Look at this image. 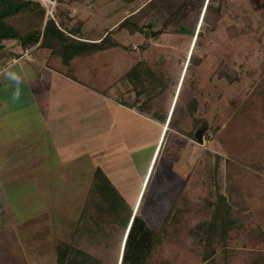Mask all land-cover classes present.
<instances>
[{
    "label": "rangeland",
    "instance_id": "rangeland-1",
    "mask_svg": "<svg viewBox=\"0 0 264 264\" xmlns=\"http://www.w3.org/2000/svg\"><path fill=\"white\" fill-rule=\"evenodd\" d=\"M36 1L45 11V20L67 13L72 26L75 21L71 17L76 16L84 21L86 38L96 41L115 31L128 14L149 0H135L129 5L123 0H64L61 4ZM180 3L173 13L179 16L173 26L189 15L187 25L195 27L196 32L202 27L205 32L199 45L193 46V38L187 50L189 41L184 36L175 29L162 28L170 14L148 20L143 23L144 30L164 33L146 38L120 30L113 36L126 49L117 56L113 75L123 77L136 63L149 60L154 73L160 75L167 63L166 77L171 82L168 92L175 93L173 100L169 98L171 113L193 52L199 65L193 68V77L191 73L185 76L177 105L186 107L192 98L197 101L194 118L201 124L195 130L192 119L186 118L181 125L183 132L169 130L164 139V134L160 138L163 126L138 114L136 108L144 99L136 104L131 82L126 78H120L104 98L89 90L62 91L67 90L63 89L67 80L65 84L49 85L39 67L49 54L44 50L33 48L20 53L39 61H20L16 68L32 91L24 89L22 82L25 94L17 85L16 92L12 86L4 85L11 74L0 78V97L6 102L5 107L2 104L3 112L11 114L21 109L28 97L35 100L33 106L13 117L3 116L0 125V230L11 227L31 263L40 260L41 264H55L58 248L71 244L102 264H143L152 247V234L162 230L165 220L183 209L186 215L181 217V229L210 221L212 208L208 206L219 194L229 202L226 189L231 182L242 195L232 201H243L250 227L259 229L264 236V3L212 0V7L220 6L221 13L213 32L201 23L207 0ZM60 20L61 17L57 19ZM5 45L14 49L17 44ZM6 57L7 64L16 59L14 54ZM223 67L239 80L229 84L219 79L218 71ZM48 88L53 91L47 92ZM20 90L23 98L27 96L22 100L16 98ZM10 121L13 125L19 122V126L24 122V131L11 133L7 129ZM197 130L204 131L202 145L194 138ZM157 154L152 183L138 211L146 177ZM98 169L113 183L132 217L138 211L133 226L129 229L128 225L121 239L103 225L102 234L92 221L96 216L93 201H97L93 199L97 197L90 192ZM244 237L241 234L226 248L215 245L205 249L203 242L181 232L177 242L172 236L148 263L204 264L210 253L209 261L214 264H249L253 250L264 255V243L252 249Z\"/></svg>",
    "mask_w": 264,
    "mask_h": 264
},
{
    "label": "trees",
    "instance_id": "trees-1",
    "mask_svg": "<svg viewBox=\"0 0 264 264\" xmlns=\"http://www.w3.org/2000/svg\"><path fill=\"white\" fill-rule=\"evenodd\" d=\"M56 1L61 4L64 0ZM134 1L123 0V3L129 5ZM180 2L181 0H150L138 11L120 22L115 31L107 32L100 39L93 41L86 38L87 32L84 30V21L76 16L71 17L72 21H75V25L69 26L71 21L67 19V13H59L57 18L60 19L61 17L59 22L57 19L51 18L45 20V11L38 1L0 0V54L8 53L5 45L7 42L16 43L19 46V52L14 54L16 59L22 56L21 52L25 53L33 48L38 52L40 50L47 51L49 54L45 58V67L48 70L102 96H106L114 84L119 83L120 78L128 79L131 82L136 104L139 103L142 97L144 99V102L141 101V104L136 108L138 114L147 116L162 126L167 124L164 139L169 130L183 132L181 125L186 118L192 119L193 130L201 124V121L194 118L198 106L195 99L192 98L186 107L177 105L184 78L188 73H191L190 75L193 77L192 70L199 65V59L193 52L190 54L173 110L170 113L169 98L171 96L173 100L175 93L172 92L173 95H171L168 92L171 91L169 90L171 86L170 78L166 77L169 74L168 64H163L164 69L162 74L159 75V73H154L155 71L152 70L153 66L149 62L151 60L147 63H136L134 67L126 71L123 77L117 78L113 75V64H115L120 52L126 49L113 36L120 30H125L130 35L138 34L150 38V32L144 30L143 23L148 20L163 19L164 16L171 15V18L166 24L162 25V28L167 31L175 29L180 36H184L189 41L187 50H189L193 38V46L197 47L205 32H202V27L196 32L195 27L190 28L187 25V19H190L189 15L181 23L179 22L175 27L173 26V23L179 18L178 14L173 13L178 9ZM211 3L212 0H207L201 23H206L208 30L213 32L216 23L221 18V13L220 6L212 7ZM217 76L219 79L226 80L229 84L239 80L235 73L227 72L225 67L218 71ZM165 80L167 81L165 82ZM176 83L177 78L175 86ZM128 108L130 107L128 106ZM157 160L158 154L147 178L138 211L141 209L147 189L152 183L153 170ZM229 180L231 179L229 178ZM226 192L229 196V202L226 201V196L219 194L214 204L208 206L209 209L212 208L211 218L208 222L198 224L192 229L187 227L181 229L179 226L181 217L186 215L183 209L176 211L171 219L165 220L162 230L158 234L153 232L152 247L147 260L143 264H149L148 259H153L152 254H160V248L162 249L164 243H167L172 236H174L173 241L177 242L181 232L203 242L205 249H213L215 245L226 248L241 234H245L246 237L244 238L248 240L246 245L251 246L252 249H256L259 244L264 243V236L260 233V230L250 227V216L245 213L243 201H232L233 197H236V199L242 197L234 182L229 184ZM90 195L94 198L97 197L93 199L97 201H93V214L95 213L96 216L92 218L93 223L98 224L96 229L103 234L106 226L109 228L110 233L117 235L116 237L119 236V239H121L128 225L133 226L138 211L132 217V211L127 203L113 183L99 169L95 172ZM91 201L90 198L89 204H91ZM246 229L248 231H245ZM246 245L243 246L245 249L247 248ZM210 255L209 253L208 261L205 262L206 258H204V264H214L209 261ZM249 257V264H264V255H261V252L257 249L253 250ZM57 263L102 264L100 259L74 248L71 244H66L63 249L58 248Z\"/></svg>",
    "mask_w": 264,
    "mask_h": 264
},
{
    "label": "crops",
    "instance_id": "crops-1",
    "mask_svg": "<svg viewBox=\"0 0 264 264\" xmlns=\"http://www.w3.org/2000/svg\"><path fill=\"white\" fill-rule=\"evenodd\" d=\"M150 1V0H149ZM148 1V2H149ZM263 3H264V0H261ZM145 5V4H144ZM143 5V6H144ZM142 6V7H143ZM136 11H138V10H136ZM136 11H134V12H136ZM134 12H132V13H134ZM131 13V14H132ZM131 14H128V16L129 15H131ZM117 28V27H116ZM100 39V38H99ZM13 48L14 49H7V47H6V50L8 51V53L7 54H9V55H11V54H15V51H19L20 50V48H19V46L18 45H14L13 46ZM7 54H4V55H0V78H3V77H5V74L7 75V74H11L10 76H9V79H6L3 83H5L4 85H8L9 87H11L12 86V89L13 90H15V92H16V85L17 86H19L20 88L23 86V85H21L22 83L24 84V89H25V87H26V90L27 91H32V89H31V87L29 86V85H27V83H25V79H24V76L23 75H21L20 73H19V71H17V66L19 65V63H20V61H24V63H26L27 64V62L28 61H33L34 63H36V64H39V61L38 60H34V58L32 59V60H29L30 58H31V56L29 57V56H22V57H19L18 59H15V58H12L11 60V62L9 63V64H7V60H8V57H6V55ZM47 57V55H45L44 56V61L41 63V65L39 66V67H41V68H43V70H44V72H43V76H45L46 77V79H47V82L49 83V85L51 84V85H54V84H59V82H64V84H65V81L67 80V83L66 84H68V85H66L63 89H66L67 88V90H62V91H67V92H69V93H76V91H77V93H82V92H84V91H88V89H86V88H82V86H79V85H77L78 87H74L75 85H71V84H74L72 81H68V79H66V78H59V76H61V75H58V74H56V73H54V72H52V71H50V70H48L46 67H45V58ZM116 61H117V59H116ZM116 61H115V63H116ZM29 66H32V64L30 65L29 64ZM45 67V68H44ZM25 68L26 69H30V67H27V65L25 66ZM32 70H33V67H32ZM13 72H17L16 74L15 73H13ZM15 74V75H14ZM62 77V76H61ZM3 79H5V78H3ZM65 80V81H64ZM44 81V80H43ZM20 82H22L21 84H20ZM69 82H71V83H69ZM2 83V84H3ZM63 84V83H62ZM3 87V86H2ZM86 89V90H85ZM21 90H23L22 88H21ZM20 90V94L18 95V96H16V98L17 99H19V98H21V100L22 99H24V98H26L27 96L26 95H24V98H23V96H22V92L24 91H21ZM52 89H50V88H48V90H47V92L48 91H51ZM27 91H24V93L23 94H25ZM53 91V90H52ZM90 91V90H89ZM92 92V91H91ZM94 93V92H93ZM96 94V93H95ZM109 94V93H108ZM108 94L106 95V96H102L103 98L104 97H107L108 96ZM98 95V94H97ZM0 96L2 97V94H1V91H0ZM0 97V100H1V106H0V125H1V121H3V116H5L6 118L9 116V118H11V117H13V115H15V113H18L19 111H24V110H26L27 108H29L30 106H33L34 104H35V100H33L32 98H29L28 97V99L27 100H25V102L21 105L22 107H21V109H17V110H13L12 112L13 113H11V114H9V113H6L5 111L3 112V107H2V104H3V106L5 107V105H6V102L4 103L3 101H2V98ZM7 103H8V101H7ZM32 104V105H31ZM7 106H9L8 104H7ZM121 106V105H120ZM126 108V107H125ZM66 109H68V107L66 108ZM65 109V110H66ZM130 110V109H129ZM136 115H137V113H136ZM11 116V117H10ZM137 116H139V115H137ZM5 118V119H6ZM29 124H30V121L28 122ZM167 125V124H166ZM166 125H164L163 126V129H162V132L163 133H161V136H160V138H162V136H163V134H164V128L166 129ZM25 126H26V124L24 123V122H22V124L19 126V122H18V125H13V122L12 121H10V125L8 126V130H10V131H12L11 133H13L14 135H16V133L18 134V132L19 131H24V128H25ZM21 127V128H20ZM161 140V139H160ZM14 153V152H13ZM152 163H154V159L152 160ZM151 165H153V164H151ZM150 169H151V167L149 168V173H148V175H147V177H146V179L148 178V176H149V174H150ZM145 182H146V180H144L143 181V183L145 184ZM144 184L142 185V190H143V187H144ZM1 230H2V228H1ZM1 230H0V264H41V261L39 260V261H35L34 263H31L30 262V260H28L27 258H26V256H25V253L23 252V250L20 248V246H19V244H18V239H17V237L15 236V234L12 232L13 230L11 229V227H9V228H5V230L4 231H2L1 232ZM4 233V234H3ZM56 256H57V251H56ZM47 264L49 263V262H46ZM55 264H58L57 263V259L55 260Z\"/></svg>",
    "mask_w": 264,
    "mask_h": 264
},
{
    "label": "water",
    "instance_id": "water-1",
    "mask_svg": "<svg viewBox=\"0 0 264 264\" xmlns=\"http://www.w3.org/2000/svg\"><path fill=\"white\" fill-rule=\"evenodd\" d=\"M53 1V0H52ZM164 32L161 30V31H156V32H153V31H150V37L151 38H156L157 36H160L162 35ZM204 130V129H203ZM203 130H197L194 134V138L196 140V142L199 144V145H202L203 144Z\"/></svg>",
    "mask_w": 264,
    "mask_h": 264
},
{
    "label": "flooded vegetation",
    "instance_id": "flooded-vegetation-1",
    "mask_svg": "<svg viewBox=\"0 0 264 264\" xmlns=\"http://www.w3.org/2000/svg\"><path fill=\"white\" fill-rule=\"evenodd\" d=\"M29 1H31V0H29ZM35 1H36V0H35ZM50 1H51V2H55V3L57 2L56 0H53V1H52V0H50ZM134 215H135V214H134ZM128 230H129V229H128Z\"/></svg>",
    "mask_w": 264,
    "mask_h": 264
},
{
    "label": "bare ground",
    "instance_id": "bare-ground-1",
    "mask_svg": "<svg viewBox=\"0 0 264 264\" xmlns=\"http://www.w3.org/2000/svg\"><path fill=\"white\" fill-rule=\"evenodd\" d=\"M164 131H167V129L164 128Z\"/></svg>",
    "mask_w": 264,
    "mask_h": 264
},
{
    "label": "built area",
    "instance_id": "built-area-1",
    "mask_svg": "<svg viewBox=\"0 0 264 264\" xmlns=\"http://www.w3.org/2000/svg\"><path fill=\"white\" fill-rule=\"evenodd\" d=\"M27 56H29V57H30V55H28V53H27Z\"/></svg>",
    "mask_w": 264,
    "mask_h": 264
},
{
    "label": "clouds",
    "instance_id": "clouds-1",
    "mask_svg": "<svg viewBox=\"0 0 264 264\" xmlns=\"http://www.w3.org/2000/svg\"><path fill=\"white\" fill-rule=\"evenodd\" d=\"M130 227V226H129Z\"/></svg>",
    "mask_w": 264,
    "mask_h": 264
}]
</instances>
